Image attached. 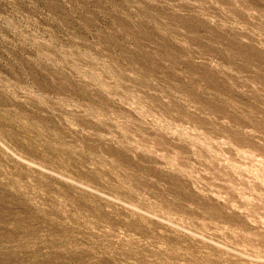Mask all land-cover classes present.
I'll list each match as a JSON object with an SVG mask.
<instances>
[{
    "label": "rangeland",
    "instance_id": "1",
    "mask_svg": "<svg viewBox=\"0 0 264 264\" xmlns=\"http://www.w3.org/2000/svg\"><path fill=\"white\" fill-rule=\"evenodd\" d=\"M0 264H264V0H0Z\"/></svg>",
    "mask_w": 264,
    "mask_h": 264
}]
</instances>
